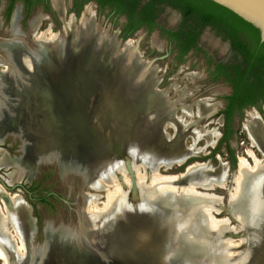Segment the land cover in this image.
<instances>
[{
	"label": "bare ground",
	"instance_id": "obj_1",
	"mask_svg": "<svg viewBox=\"0 0 264 264\" xmlns=\"http://www.w3.org/2000/svg\"><path fill=\"white\" fill-rule=\"evenodd\" d=\"M51 5L61 18H64L67 9L64 0H51ZM40 14L30 19L33 33H36L43 16ZM19 19L20 7L16 6L10 21L12 37L0 41L5 53V58L0 60V63L6 64L4 72L0 71V143L7 136L17 134L23 143V155L16 159L4 155L1 162H13L17 170L27 171L30 176L35 171V158L37 164L40 161L55 162L58 172L70 189H74L71 184L75 182L71 178L68 179L66 173L71 171L83 176L82 180L84 179L91 188H99L102 182L112 183L118 180L119 176H126L129 171L136 174L141 169L149 175L153 174L152 181L149 179L150 184L141 182L131 192L120 191L115 195L112 207L104 215L97 216L92 210L87 208L88 212L86 209L88 216L96 218L93 221L87 216L91 224L96 220L100 225L103 223L99 238H88L87 231L84 232L80 228L82 220L78 221L76 228L60 225L55 227L51 222H46L43 228L46 240L31 254V260L28 258L25 264H47L44 257L49 261L52 257L62 258L56 262L65 261L67 264H96V256H99L101 264H132L136 260L135 249L141 247L150 254L156 252L160 259L159 264H170L171 257L174 258L175 255L183 256L188 264H231L224 255L225 242L217 238H220L225 229L221 227L211 231L203 217L205 205H218L219 200L211 196L209 198L214 200L189 195L181 185L182 189L172 184V191L169 185L170 189L167 190V185L157 186L154 182L168 179L156 175L159 169L168 170L182 164L188 157L204 148L213 147L218 136L217 130L213 128L203 131L194 123H186L182 117L177 118L174 115L175 109L167 101L166 93L163 95L155 88L157 80L153 65L142 59L132 41L127 40L123 48H120L113 34L109 35L97 23L89 6L84 8L77 23L70 15L61 36L57 37L60 34L45 30L41 37L45 38L48 33L47 39H37L33 44L38 46L30 45L28 49L24 46L29 43L24 42ZM152 44L159 48L163 45L155 33L152 36ZM68 46L73 48L75 59H61ZM34 49L40 51V58L36 60ZM57 54L60 56L61 68L65 72H71L79 87L78 96L73 98L71 103L77 102L82 111L96 108L95 123L86 130L91 137L101 138L95 144L93 137L96 161L87 162L81 159V156L78 157V154L71 153L69 149L63 153L51 151V144L44 143L39 146L33 141V135L38 133L24 125L22 114L27 106H31V99L49 93L51 89L47 91L45 86L51 88L55 85L52 74H45V58ZM109 57L113 58L112 62L105 63ZM73 67H76V72ZM198 77L199 75H196L193 79ZM225 89L221 87L219 90ZM12 92L18 93L16 98L11 97ZM182 105L180 108L183 113L189 116L190 110L185 104ZM196 107L200 118L217 109L215 105H207L203 101H198ZM55 108L57 109L56 105ZM247 116L245 129L248 137L251 144L262 153L263 158L258 159L248 151L254 165L249 167L246 160H239L237 195H231L230 198L232 211L234 209V214L240 218L244 233L245 244L241 250L239 264H244L251 256L256 260L264 244V224L261 223V220L264 221V127L257 111L251 110ZM169 126L174 129L173 137L167 136L166 130ZM186 137L192 139L189 146L184 145ZM201 137L205 139V145L196 146V141ZM111 143L115 147L112 151H107V148L112 146ZM125 160L128 162L126 167ZM227 170L225 163H220V166L214 168L207 162H195L189 166L184 177L188 182H195L192 184L212 189L225 184ZM125 183L126 186L130 185V181ZM78 190L76 187V191ZM3 194L6 196V193ZM84 200L89 205L92 198L86 196ZM4 201H8L10 205L5 209L8 210L5 216L0 214L3 219L0 224H3L2 228L10 247L0 240V258L4 264H21L25 252L20 250L23 244L16 245L13 238L14 233L22 238L23 226L15 219L13 212L25 220L26 233L23 240L26 241L30 233L27 219L29 207L18 195L4 198ZM215 210H218V206ZM75 211L76 219L80 220L81 212L78 207ZM10 228L15 232L10 234ZM54 239L55 243H50ZM50 252L54 256L49 254ZM80 255L84 256L83 259ZM244 255L247 256L246 260H243Z\"/></svg>",
	"mask_w": 264,
	"mask_h": 264
},
{
	"label": "rangeland",
	"instance_id": "obj_2",
	"mask_svg": "<svg viewBox=\"0 0 264 264\" xmlns=\"http://www.w3.org/2000/svg\"><path fill=\"white\" fill-rule=\"evenodd\" d=\"M49 1L50 6L47 10H43L44 13L40 8L41 6H39L34 8L26 18V21H28L30 27L29 29L31 30L30 19H33V17L40 13L43 15L42 16L40 14L42 18L40 20V24L36 30V33H33L32 30V33H28L27 43L29 44H24L26 49H28L30 45L38 46V44H33V42L37 39H47L46 37L49 36L48 33L45 34V38L41 37L42 33L45 30H49V33L52 34H60L57 37L61 36L63 33L64 24L69 20L70 15L74 17L75 22L77 23L84 8L89 6L94 12L97 23H99V25L109 35L113 34L112 36H114L117 43L119 42L118 46L120 48H123V44L127 40L132 41L137 51H139L142 59L148 61L152 57L166 54V56L156 60L154 64H151L154 67L153 73L157 80L155 88L157 89V91H161L163 95L166 93L165 95L167 101H169V104H171V106L175 109L174 115L177 118L182 117L186 121V123L187 121L190 124L194 123L198 129H202L203 131L215 128L218 132V136L213 147L204 148L197 154L188 157L187 160L182 164L176 165L168 170L159 169V173L156 175L167 177L168 179L162 182H154L157 186L165 184L167 185L165 189L169 190L171 187L172 191L174 190L172 187L173 185H178L179 187L181 185L182 188L185 187V189L187 190L185 192L189 195L198 197L203 196L207 200H214L209 198L211 196L213 198L215 197V200H219L218 205L214 204L215 206H212V204L210 203L205 205L203 210V217L205 218L206 224L211 231H216L217 228L221 227L225 229L220 238L219 236L217 238L219 239V241L221 240L222 242H225L223 245L224 248L226 247L224 250L225 257L230 260L231 264H239L238 261L241 259V250L243 249V246L245 244L244 233L241 227V221L239 220L240 218L234 214V209L232 211L233 207L232 203L230 202V198L231 195H237L236 178L238 177L237 171L239 168V160L242 158L246 160L249 167L253 166V159L249 156L248 151H251L258 159L263 158L262 153L251 144L247 130L245 129V123L248 118L247 113L251 110H255L261 118L264 127V101L259 102L254 106L252 105L244 107L242 110L236 112L233 115V119L231 122L233 132L228 141V144L232 149V153L230 154L228 152L226 143L224 142L217 149V142L223 132V116L219 112L224 106L225 95L229 93L230 88L221 79H213L211 77L209 63L222 58L224 54H226L228 49L227 43L221 42L213 31L209 30L208 27H205L203 28L199 36L197 46L180 56L178 54L176 46L174 44H171L165 37L162 36V34H158V30L156 29V27L148 29L147 27L143 26L137 29L132 35H130L127 40H123L120 36V32L125 23L124 15L114 16L112 13H110L109 8H104L99 12L98 5L94 1L85 3L84 6L79 10V12L76 13V10L71 8L70 6V0H64L67 9L64 18H61V16L52 7L51 0ZM19 3L20 0H16L14 6H12L11 11L9 12L6 21L2 26L0 24V38H4L8 33L9 35H12L10 30L11 15L16 6L20 7ZM1 13L3 14L2 10ZM179 19L180 14L178 11L166 8V10H164L159 16L158 21L163 23L165 26H174ZM19 20H21V8ZM19 22L20 21H18V23ZM27 28L28 26L24 28L26 33ZM154 33L156 34L158 40L163 42L164 46L162 45L161 48L152 44V36ZM9 37L11 38L12 36ZM72 49L73 48L71 46L66 47V50L64 52L65 55L63 54L61 59L63 57L67 58V60L70 59V57L72 59H75L76 56L74 55V51ZM39 54L40 51L35 50V60L38 57L40 58ZM4 55L5 53L0 45V60H3L5 58ZM110 56L114 57V55ZM111 60H113V58L109 57L105 63H111ZM59 62V54L53 57H49V55L46 56L45 74H52L53 82H55V85H53L51 88H48V86H46L47 91L51 89V93L46 92L44 94V96L47 95L48 97H44L42 95L40 96V98L39 96H34V98L31 99V106H27L22 114L25 119L24 125L26 128H30L34 132L38 133L36 135H33L35 137L33 138V141L34 143L36 142L39 146H42L44 143L51 144V151H59L63 153V151L69 149L71 153L74 152L76 153V155L78 154V157L81 156L80 158L87 162H91L93 160L96 161L97 159L94 156V140L91 137V134L86 131L91 127V125H93L92 123L97 118L96 108H88L87 111H82L78 107L79 104L77 102H72L73 104L71 103V100L73 98L75 99L78 96L79 87L76 85L71 72H65V70L62 69L59 65ZM5 69L6 64L3 65L0 63V71L3 73ZM74 69H76V67ZM76 71L77 69L75 70V72ZM196 75H199V77L193 79V77ZM221 87L227 88L222 91L219 90ZM11 94L12 98H16V96L18 95L17 92H12ZM196 101H203V103H206L207 105H215L217 109L211 114L200 118L197 115ZM53 103H55L54 107ZM182 103L183 105L185 104L187 106L186 108L188 110H190L189 116L188 114L183 113L182 108H180ZM71 104L73 105V107L71 106ZM55 105L57 109L55 108ZM40 117H43V121L49 126V128H47L46 130H52V135L47 131H44L43 129L37 128V122L42 123L40 121ZM54 124L56 125L54 126ZM57 124L68 130V133L60 134L56 130ZM51 126H54V128H52ZM73 129L76 131V133L73 132ZM43 132L45 135H43ZM166 132L168 137H173V135L175 134L174 129L170 126L167 128ZM47 137L48 139H46ZM49 139L54 140V142L51 143ZM20 140L21 139L17 134L7 136L4 141L0 143V157L2 156V154H5L8 155L10 159L20 158L23 155V143L22 140ZM191 144V137H186L184 145L189 146ZM195 145L204 146L205 139L202 137L199 138L196 141ZM113 147L115 146H110L109 148H107V151H112ZM34 162L35 171L31 176L27 171L17 170L13 162L0 166V179L5 183L7 187H11L13 184L19 183L17 187L8 189L5 188L0 182V187L9 197H16L18 195L20 198H22V200L25 201V203L29 206L30 212L34 217L33 233L29 238L26 239V241L23 240V236L22 238H20L17 233L15 234V231H13V229L11 232L15 235L16 239L13 238L15 240V244H23L20 250L22 251V253L24 251L25 252L23 256L24 258L21 256V264H25L28 258L31 260V254L45 242L46 239L43 242L44 229L42 233V227L44 228V224L46 222H51V225H55V227L57 225H60L61 227L66 226V228H71V226H74L76 228L78 221L82 220L80 228H82L84 232L87 231L86 235L88 234V238L90 239V236L91 239L92 236L99 238L103 231V223H101L100 225V223H97L98 220H96L91 224L90 220H93L94 218L91 217V215L88 216L87 211L89 212V210H92L97 216L104 215L112 207V201L114 200L115 195H117L120 191L124 193H128L129 191L131 192V190L136 188V185L141 182L150 184V180L152 181L151 178L153 177V174L149 175V173H145L144 171L139 169L136 174L133 173V171H129L126 176H119L118 180L116 179V181H112V183L102 182L99 188H91L88 186V184L81 188V184L79 183L81 181L77 180L75 177L68 175L73 174L71 171L66 173L68 175L67 178H71L72 181L75 182L71 184L74 189H70V187H68V184L63 181L62 176L60 175L58 170L57 173L59 176L57 175L56 169L54 167V165H56L55 162L40 161L37 164L36 158L34 159ZM195 162H207L211 167L214 168L220 166V163H225L228 169L225 184L222 187L207 189L198 186V184H192L195 183L194 181H186L184 175L187 172L189 166L191 164H194ZM124 166H128L127 160L124 161ZM80 177L81 179L83 178V176ZM128 181H130V185L126 186L125 182ZM21 186H24L25 189L29 191V193L26 194ZM76 187L79 188L78 191H76ZM182 188L180 187V189ZM51 193L55 196H51ZM7 195L6 198L8 199ZM40 196H43L45 198V201H43V203L39 200ZM86 196H90L92 198V201L89 204L90 206L87 205L84 200ZM78 202L80 203L78 204ZM76 204H78L77 207L81 212L80 220L76 219ZM209 206H212V208ZM217 206L218 210H215ZM13 213L14 216H18L15 211ZM87 216L90 217V220L87 218ZM262 218L264 219V215L262 216ZM261 223L264 224V221L261 220ZM31 241L36 245H32ZM55 241L56 239L50 241V243H55ZM91 242L94 241L92 240ZM96 246L98 245L96 244ZM263 246L264 244H262L261 248H263ZM65 248L66 247H64V249ZM134 252L136 255V260L132 264H159L160 259H158L156 252L150 254L143 247L135 249ZM49 254H51V252ZM261 254L262 253L260 251L256 260L252 259L251 256L250 259L247 260L244 264H262ZM51 255L54 256V254ZM80 256L83 259L84 256ZM243 258V260H246L247 256L244 255ZM57 259L58 258L52 257V260L49 261L47 257H44V260L47 262V264H58V262H56ZM90 261L92 260L90 259ZM95 262L96 264H101L99 256L95 257ZM2 263L3 262L0 259V264ZM169 263L188 264L187 261L183 259V256L178 257L176 255L174 258L171 257ZM121 264L129 263L122 262Z\"/></svg>",
	"mask_w": 264,
	"mask_h": 264
},
{
	"label": "trees",
	"instance_id": "obj_3",
	"mask_svg": "<svg viewBox=\"0 0 264 264\" xmlns=\"http://www.w3.org/2000/svg\"><path fill=\"white\" fill-rule=\"evenodd\" d=\"M76 1V0H75ZM88 1L98 4L99 12L109 8L115 16L124 15L126 20L120 36L126 40L137 29L157 27L155 19L165 7L178 11L181 21L177 32L162 28L163 34L171 42L176 41L178 54L182 56L197 45V39L203 28L210 29L223 40L230 43V49L241 58V63L226 71V66L219 62L212 70V78L225 75L233 90L228 95L226 106L219 113L223 115V132L216 148L224 142L231 154L228 141L233 129V115L244 107L264 101V41H259V32L248 22L211 0H81L76 13ZM13 0H11L12 7Z\"/></svg>",
	"mask_w": 264,
	"mask_h": 264
},
{
	"label": "flooded vegetation",
	"instance_id": "obj_4",
	"mask_svg": "<svg viewBox=\"0 0 264 264\" xmlns=\"http://www.w3.org/2000/svg\"><path fill=\"white\" fill-rule=\"evenodd\" d=\"M1 1V7H0V24H1V26L3 25V23L6 21V19H7V17H8V15H9V12L11 11V9L9 10V7H10V5H11V0H0ZM15 2H16V0H13V3H12V6H14V4H15ZM80 2H81V0H70V6H71V8H73V9H75L76 10V7L80 4ZM89 2V1H88ZM95 2V1H94ZM20 8H21V20H19L20 22H19V27H20V29H21V31H23V35H24V42H28L27 41V36H28V33H32L31 31H30V29H29V24H28V21H26V18H27V16L29 15V13L34 9V8H36V7H39V6H41L40 8H41V10H42V12H43V10H47L48 8H49V6H50V1L49 0H20ZM97 4V3H96ZM98 5V4H97ZM84 6V5H83ZM12 8V7H11ZM166 8L168 9H171L170 7H165L164 8V10H166ZM1 10H2V12H3V14L1 13ZM163 10V11H164ZM110 11V13H112L113 15H114V12L112 11V10H109ZM162 11V12H163ZM162 12L161 13H159V15L156 17V19H155V22H156V25H157V27H156V29L158 30L157 32H158V34H162V36L163 37H165L171 44H176V41H173V42H171L170 40H169V37L166 35V34H163L162 33V31H161V29L162 28H165V29H169V30H171V31H173V32H177L178 31V29H179V24H180V21H181V15H180V19L177 21V23L174 25V26H165L163 23H161L160 21H158V18H159V16L162 14ZM44 13V12H43ZM180 14V13H179ZM115 16V15H114ZM125 17V16H124ZM125 20H126V18H125ZM28 26V28H27V33H26V31L24 30V28H26ZM209 28V30H211L210 29V27H208ZM212 31V30H211ZM4 36H5V34H4ZM9 36H11V35H9V33L4 37V38H0V41H5V40H7V39H9L10 37ZM200 36V35H199ZM218 38H219V40L221 41V42H226L227 43V45H228V49H227V52H226V54H224V56L222 57V58H219V59H217V60H215L214 62H210L209 63V66H210V72H211V77L213 76L212 75V70H214L215 69V67L217 66V64L219 63V62H222V64H224L225 66H226V71L228 72V71H231L232 70V68L234 67V66H236L237 64H239V63H241V58L239 57V55H236L233 51H231V49H230V43H229V41H227V40H223L220 36H218V35H216ZM198 40H199V37H198V39H197V43H198ZM197 46V45H196ZM177 48V51H178V47H176ZM191 49H193V48H190L189 50H191ZM188 50V51H189ZM218 79H221L225 84H227V86L230 88V91H229V93L228 94H226L225 95V101H224V106H223V108L221 109V110H223L224 108H225V106H226V103H227V96L228 95H230L231 93H232V90H233V87H232V84L230 83V82H228V79H227V76H225V75H222V76H220V77H218ZM227 88V87H226ZM249 106H252V105H249ZM223 116V115H222ZM223 124H224V118H223ZM21 188H23V190H24V192L26 193V194H28L29 193V191L27 190V189H25V187L24 186H21ZM50 193V192H49ZM49 193H47V194H49ZM51 196L53 195L52 193L50 194ZM53 196H55V195H53ZM45 198L43 197V196H40L39 197V200L43 203V201H45L44 200ZM47 199V198H46Z\"/></svg>",
	"mask_w": 264,
	"mask_h": 264
},
{
	"label": "water",
	"instance_id": "obj_5",
	"mask_svg": "<svg viewBox=\"0 0 264 264\" xmlns=\"http://www.w3.org/2000/svg\"><path fill=\"white\" fill-rule=\"evenodd\" d=\"M211 1H213L214 3H216L218 5H221V6L225 7V8H227L228 10H230L231 12H233L234 14H236L237 16L242 18L244 21L248 22L253 27H255L258 30V32H259V41L260 42L264 41V0H211ZM164 56H166V54H163L161 56L152 57L149 60V63L150 64H154V62L156 60L161 59ZM45 88H46V86H45ZM54 104L55 103H53V107H54ZM40 121L42 123H38L37 122V125H38L37 128L43 129L44 131H47L48 133H50L52 135V130L51 129L50 130H46L47 128H49V126H48V124H46L43 121V117H40ZM55 125L56 124H54V126ZM54 126H51V127L54 128ZM56 130L60 134L61 133H68V130H66L64 127H62L59 124H57ZM73 132L76 133V131L74 129H73ZM93 137H94V140H95V144H96L97 140L100 141V139H101V138L98 139L95 136H93ZM46 139H48V137ZM49 141L51 143L54 142V140H52V139H49ZM94 147H96V146H94ZM52 165H54V164H52ZM54 167H55L56 173H57V166L54 165ZM57 175H58V173H57ZM68 175L69 176H73L77 180L81 181V182H79L81 184L80 185L81 188L86 185V183L83 182V180L81 179V177H80L81 175H78V174H75V173H73L72 175H70V174H68ZM0 182L5 188H8V189L9 188H15V187H17L19 185V183H15L11 187H7L5 185V183L3 181H1V179H0ZM36 231H37V228H36ZM42 233H43V227H42ZM32 240H33V238H32ZM44 240H45V236H44V233H43V242H44ZM31 244L32 245H36V244H33L32 241H31ZM261 252H262V254H261L262 264H264V247L261 249ZM60 259H62V258L57 259V261H59ZM61 262H58V264L59 263L60 264H67L65 261L64 262L61 261Z\"/></svg>",
	"mask_w": 264,
	"mask_h": 264
},
{
	"label": "crops",
	"instance_id": "obj_6",
	"mask_svg": "<svg viewBox=\"0 0 264 264\" xmlns=\"http://www.w3.org/2000/svg\"><path fill=\"white\" fill-rule=\"evenodd\" d=\"M5 154H2V156H4ZM1 156V157H2ZM7 158H9V156L8 155H5ZM1 157H0V166L2 165H6V164H4V163H2L1 162ZM3 193H5V192H3L2 190L0 191V214H2L3 216H5V214H6V212L8 211V210H5V209H7V207L10 205V204H8V201H7V203L4 201V198H6V196L3 194ZM7 195V194H6ZM8 196V195H7ZM8 198H9V196H8ZM24 203H25V201H24ZM26 204V203H25ZM27 205V204H26ZM28 206V205H27ZM29 207V206H28ZM28 213H27V219H28V224H29V226H30V233L28 234L29 235V237L32 235V233H33V229H34V217H33V215L31 214V212H30V209L28 208ZM2 216V217H3ZM15 217V216H14ZM0 218H1V215H0ZM15 219L16 220H19L18 222L23 226V227H21V230H22V234H23V237L25 236V228H24V225H25V220H24V218H22L21 216H16L15 217ZM1 220V222L0 223H2V221H3V219L1 218L0 219ZM2 226H3V224H2ZM2 226H1V224H0V240L1 241H4L5 242V244L7 245V247H10V244L8 243L9 241L7 240V236H6V233L4 232V229L2 228ZM2 230H3V232H2ZM10 234H12L11 232H12V229L10 228ZM28 237V238H29ZM1 259V258H0ZM2 260V259H1ZM3 261V260H2ZM3 264H4V261H3Z\"/></svg>",
	"mask_w": 264,
	"mask_h": 264
}]
</instances>
